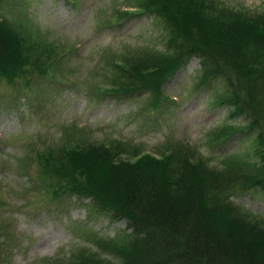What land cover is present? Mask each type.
Wrapping results in <instances>:
<instances>
[{
    "label": "trees",
    "instance_id": "1",
    "mask_svg": "<svg viewBox=\"0 0 264 264\" xmlns=\"http://www.w3.org/2000/svg\"><path fill=\"white\" fill-rule=\"evenodd\" d=\"M115 6L98 25L113 27L136 14L154 13L164 26L162 49L102 50L108 72L94 71L85 84L87 93L121 99L145 92L152 95L150 105L158 106L159 98L169 100L162 95L163 83L198 56L196 86L222 80L216 104L232 105L228 116L245 119L242 125L214 127L205 142L252 134L250 154L259 162L224 154L217 166L210 165L195 146L181 140L170 138L152 151L116 137L89 140L81 125L70 124L56 147L30 157L39 183L50 199L88 198L114 219H123L129 231L87 236L93 249L77 247L48 264H264V218L230 199L236 190L264 193V11L248 16L216 0H121ZM47 36L26 15L10 20L0 10V77L27 82L47 76L64 87L79 84L64 66L65 54L76 44L65 51Z\"/></svg>",
    "mask_w": 264,
    "mask_h": 264
},
{
    "label": "rangeland",
    "instance_id": "2",
    "mask_svg": "<svg viewBox=\"0 0 264 264\" xmlns=\"http://www.w3.org/2000/svg\"><path fill=\"white\" fill-rule=\"evenodd\" d=\"M22 1L1 0L3 16L12 20L26 15L65 51L76 44L65 54L64 66L79 84L64 87L47 76H32L27 82L0 77V264H48L77 247L93 249L87 236L106 238L129 231L124 230L123 219H114L88 198L50 199L39 183L37 165L30 157L44 147H56L66 135L63 128L73 124L81 125V134L89 140L116 137L152 151L175 138L195 146L210 165L217 166L224 154L259 162L250 154L252 134L238 132L214 145L205 142L214 127L223 122L242 125L245 119L228 116L232 105L216 104L224 89L222 80L196 86L201 71L198 56L190 57L163 83L162 95L172 98H159L158 106L150 105L152 95L145 92L121 99L87 93L85 84L93 72H108L101 62L102 50L118 53L144 45L162 49L164 26L158 15L139 13L108 27L98 23L121 0ZM216 1L248 16L264 11V0ZM230 199L264 218V193L259 188L236 190Z\"/></svg>",
    "mask_w": 264,
    "mask_h": 264
}]
</instances>
